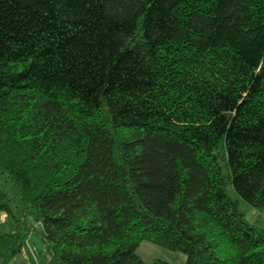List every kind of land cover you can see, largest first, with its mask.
I'll return each instance as SVG.
<instances>
[{"label": "trees", "instance_id": "1", "mask_svg": "<svg viewBox=\"0 0 264 264\" xmlns=\"http://www.w3.org/2000/svg\"><path fill=\"white\" fill-rule=\"evenodd\" d=\"M0 169L49 264H264V0H0Z\"/></svg>", "mask_w": 264, "mask_h": 264}, {"label": "rangeland", "instance_id": "2", "mask_svg": "<svg viewBox=\"0 0 264 264\" xmlns=\"http://www.w3.org/2000/svg\"><path fill=\"white\" fill-rule=\"evenodd\" d=\"M0 189L9 197L10 211L0 212V235L19 232L21 249L14 253L0 255V264H49V256L41 236L42 223L32 215L24 212L23 201L14 183L0 169ZM229 195L238 200L239 210L245 219L264 230V207H255L243 200L228 183ZM8 253V254H7ZM138 255L145 264H185L186 254L162 245L144 240L137 249Z\"/></svg>", "mask_w": 264, "mask_h": 264}]
</instances>
